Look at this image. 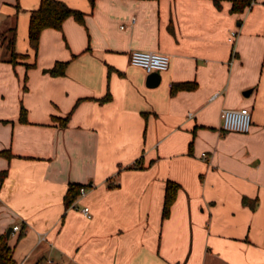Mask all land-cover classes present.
<instances>
[{"label":"crops","instance_id":"1","mask_svg":"<svg viewBox=\"0 0 264 264\" xmlns=\"http://www.w3.org/2000/svg\"><path fill=\"white\" fill-rule=\"evenodd\" d=\"M63 1L85 22L35 49L41 0H0V37L16 26L26 54L0 38V234L17 264H264V0ZM135 49L170 55L157 85ZM225 107H249L251 130L223 129ZM70 182L88 188L67 207Z\"/></svg>","mask_w":264,"mask_h":264},{"label":"trees","instance_id":"2","mask_svg":"<svg viewBox=\"0 0 264 264\" xmlns=\"http://www.w3.org/2000/svg\"><path fill=\"white\" fill-rule=\"evenodd\" d=\"M94 2L95 0H91ZM217 5H220L221 0H214ZM233 12H241L245 7L249 6L252 0H231ZM73 16L77 21L85 22V13L80 9L69 6L63 0H41L39 6L32 10L29 21V41L33 48L37 49L40 42L41 32L47 27H53L62 29L64 21ZM10 33V36L7 34ZM1 39L7 40L9 48V60L15 63L17 58L24 57L26 54L19 53L15 49L16 39V26H13L9 31L1 34ZM67 61H57L53 67L47 69L53 75H61L65 73ZM190 86L189 82L178 83L173 85V88H179L180 86ZM110 94H106L102 98L108 99ZM69 115L63 118V123L66 124ZM21 119H26V109H21ZM0 153L7 154L8 152L3 150ZM9 152V156H10ZM5 171H1V178H4ZM82 183L70 182L68 189L64 196L65 205L70 206L80 192ZM180 188V183L174 180H168L166 183V192L163 206V216H167L170 212L171 204L176 198V194ZM0 264H17L13 256V247L9 244L8 239L5 235L0 234Z\"/></svg>","mask_w":264,"mask_h":264},{"label":"built area","instance_id":"3","mask_svg":"<svg viewBox=\"0 0 264 264\" xmlns=\"http://www.w3.org/2000/svg\"><path fill=\"white\" fill-rule=\"evenodd\" d=\"M254 2L252 0L251 4ZM236 31L232 32L234 36ZM132 64L142 67L146 72L150 73L154 70H168L171 63V57L168 53L135 49L130 54ZM222 127L225 130L249 132L252 128V112L249 107L231 108L225 107L221 110ZM88 186L80 187V194H85ZM81 210L87 217H92L93 213L90 206L84 205ZM15 229H20V225H15ZM44 237H41V239Z\"/></svg>","mask_w":264,"mask_h":264},{"label":"water","instance_id":"4","mask_svg":"<svg viewBox=\"0 0 264 264\" xmlns=\"http://www.w3.org/2000/svg\"><path fill=\"white\" fill-rule=\"evenodd\" d=\"M161 79V72L158 70H154L150 72L147 76V83L151 86H155L160 82ZM9 230L6 233V237L9 238Z\"/></svg>","mask_w":264,"mask_h":264},{"label":"rangeland","instance_id":"5","mask_svg":"<svg viewBox=\"0 0 264 264\" xmlns=\"http://www.w3.org/2000/svg\"><path fill=\"white\" fill-rule=\"evenodd\" d=\"M7 35L10 36V33H8Z\"/></svg>","mask_w":264,"mask_h":264}]
</instances>
